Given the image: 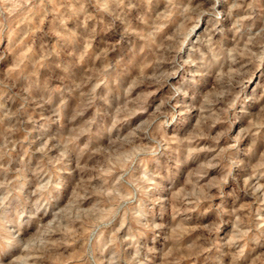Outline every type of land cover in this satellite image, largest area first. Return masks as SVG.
I'll return each instance as SVG.
<instances>
[{
	"label": "rangeland",
	"instance_id": "374dc122",
	"mask_svg": "<svg viewBox=\"0 0 264 264\" xmlns=\"http://www.w3.org/2000/svg\"><path fill=\"white\" fill-rule=\"evenodd\" d=\"M0 264H264V0H0Z\"/></svg>",
	"mask_w": 264,
	"mask_h": 264
},
{
	"label": "bare ground",
	"instance_id": "6f19581e",
	"mask_svg": "<svg viewBox=\"0 0 264 264\" xmlns=\"http://www.w3.org/2000/svg\"><path fill=\"white\" fill-rule=\"evenodd\" d=\"M222 11V10H221ZM218 12V11H217ZM224 13V12H223ZM221 33V32H220ZM188 100V99H187ZM155 114V113H154Z\"/></svg>",
	"mask_w": 264,
	"mask_h": 264
}]
</instances>
